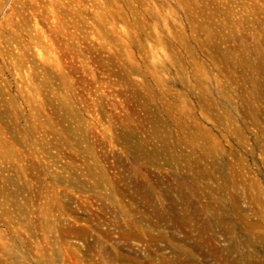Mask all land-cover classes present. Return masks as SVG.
I'll use <instances>...</instances> for the list:
<instances>
[{
	"label": "clouds",
	"instance_id": "9594fccd",
	"mask_svg": "<svg viewBox=\"0 0 264 264\" xmlns=\"http://www.w3.org/2000/svg\"><path fill=\"white\" fill-rule=\"evenodd\" d=\"M70 2L76 7H110L111 12L100 23L115 29L109 19L112 13L119 15L125 5L136 4L137 0H44V6L64 7ZM140 4L152 23L143 15L142 27L125 21L116 31L123 51L116 45L107 47L106 54L117 57L125 80L101 73L103 79L97 81L95 70L85 71L88 82L82 87L79 73L72 71L75 60L67 59L76 57L79 49L75 45L63 46L66 58L58 67L59 60L50 59L56 52L49 46L48 37L44 36V42L39 44L35 39L41 31L38 26L27 44L21 41L23 50L12 44L14 55H5L0 37V111L9 107L14 116L21 113L15 124L9 120L11 131L0 123V264H173V253L195 264H207L191 251L174 248L165 238L167 235L189 244L184 225L177 226L174 219L166 218L162 223L145 219V214L153 211L167 216L165 209L171 211L173 207L175 215L185 223L195 208L199 219L190 225L193 232H198L197 223L209 225L207 233L197 239L202 251L217 249L222 255L237 257L240 264L246 255H264V155L259 154L264 149L257 146L253 150L250 174L238 173L234 167L230 172L224 145L214 141L210 149H205L203 140L194 139L187 131L189 124L199 125L197 112L214 126L212 118L218 108L230 109L237 120L246 111L243 105L251 101L250 94L246 98L244 93L247 85L241 87L242 81L231 68L225 69L222 62L214 61L204 44L210 37H218V43L238 42L236 65L258 61L257 67L264 70V0H140ZM193 8L201 14L207 12L205 20L212 24V28L205 24L208 36L204 42L198 41V46L184 43L188 37L184 25L189 23L188 16L195 14ZM169 20L175 25V34L168 27ZM138 30L146 33V46L140 45L144 55L139 60L131 51V43H139ZM98 34L99 29L92 24L90 30L83 31L82 39L91 44ZM79 35L75 33L72 39L65 36L67 44L71 45ZM101 40V46L107 44L103 37ZM166 40L176 44L168 47ZM5 72L12 74L11 80ZM14 84L19 85L15 95L23 97L15 106L10 91ZM130 85L139 90L131 102L127 94ZM129 107L133 111L137 107L146 110L147 115L140 117V129H128L132 120ZM149 122L153 125L150 135L159 143V147L153 144L150 153L166 155L170 166H178L188 181H207L210 175L214 182L203 188L198 183L191 186L185 193L190 203L164 189L166 201L162 209L154 198L143 203L121 184L131 176L124 170L128 166L121 149L129 150V139L143 146L140 131H146L144 125ZM68 153L72 159L66 158ZM132 155L139 159L134 152ZM192 156L199 169L195 177L186 167ZM112 167L120 176L114 187V177L109 175ZM213 167L218 175L212 174ZM191 171L197 172V167ZM106 185L109 193L105 200L101 194ZM84 192L95 195L115 219L94 226V231L82 228L79 221L89 218V213L80 207L87 202ZM205 196L208 203L202 207ZM122 203L127 205V211ZM205 207L212 208V212L205 213ZM149 226L154 231L145 237L141 230ZM237 245L244 251H239Z\"/></svg>",
	"mask_w": 264,
	"mask_h": 264
},
{
	"label": "rangeland",
	"instance_id": "374dc122",
	"mask_svg": "<svg viewBox=\"0 0 264 264\" xmlns=\"http://www.w3.org/2000/svg\"><path fill=\"white\" fill-rule=\"evenodd\" d=\"M85 3H87V0H85ZM173 7L175 8L176 5H173ZM192 11L195 14H190L188 16L189 23L184 25V30L188 33V37L184 40V43L191 46H198V41L204 42L205 37L208 36V32L205 29V24H207L205 16H208V13L205 12L201 14V12L196 11L195 8H193ZM109 12H111V8L109 7L106 9L104 5H92L88 8H84L76 7L74 3L70 2L69 5L59 7L56 5L44 6V0H39L38 3H33L32 0H3V2L0 3V37L4 40L5 55L15 54L12 44H15L16 47H21V50H23L21 41L23 40V42L27 44L29 42L28 38L32 36V33L37 32L38 26L41 31L37 34L35 39L39 44L44 42V36L48 37L50 41L49 46L53 47L56 52V55L50 57V59L59 60L58 67L64 64L66 58L62 51L63 46L67 45L68 47H72L75 45L79 49V53L76 57H67V59L75 60L76 67H74L72 71L79 73L81 79L78 80V83H80L82 87L88 82L87 77H84L85 71L91 72L95 70L97 81L103 79L101 73L115 80H125L123 69L117 57L112 54H106L107 47L116 45L123 51V46L117 43L119 37L116 35V31L119 30V26L125 23V21L133 25L139 24L142 27L143 21L140 19L142 15L144 16V20H147L149 24L152 23V19L144 15L140 0H137V3L131 6L125 5L124 10L120 12L119 15L115 12L112 13L109 19L110 22L116 26L115 29L107 28L105 24L100 23V19L108 16ZM121 17H124V20H121ZM197 17H199V19H197ZM210 18L209 16V19ZM87 21H91V24L87 23ZM92 24L99 29V34L97 35V39L89 44L86 40L82 39V34L83 31L90 30ZM190 24L192 27L189 26ZM168 27L171 28L175 34V25H173L171 20L168 21ZM207 27L212 28V24H207ZM61 33L64 35H61ZM75 33H80L81 35L76 36V38L72 40L71 45L67 44L65 36H67L68 39H72ZM137 35L139 36V43L132 42L131 51L135 58L139 60V58L144 55V50L140 45L145 44L144 37L146 33L138 30ZM101 37H103V41L107 42L104 46H101ZM77 40L80 41V44H77ZM217 40L218 37H210L209 41L205 42L204 46L207 48V51L212 54V59L214 61L217 63L222 62L225 69L231 68L235 76L242 81L241 87L247 85V87L244 88V93L246 98L247 95L250 94L251 101L243 105L246 111L240 113V120L235 119L231 114V110L226 107L216 109L215 116L212 118L214 120V126L208 124L197 112L196 119L199 120V125L195 122L189 124L187 131L194 139L203 140L205 149H207V146L210 147L211 143L214 141H218L220 144L224 145V151L228 154L229 161L232 164L231 168L234 167L238 173L249 171L250 174L249 164L251 163L250 156L253 150L257 146H259L260 149H264V70L257 67L259 64L258 61L256 64L245 63L244 65H236L237 57L234 53L238 51V42L237 44H233L231 41H228L227 44H225L223 42L218 43ZM165 44L171 47L175 45L176 42L166 40ZM208 44H211V47H209ZM25 55L27 56L28 53L25 52ZM46 55H48V53H46ZM240 59H243V57ZM81 64L90 65L91 67H80ZM141 66L143 67V65ZM49 71L51 70L49 69ZM225 74L228 75V72H225ZM5 75H7L10 80L12 79V74L5 72ZM229 78L232 79V76H229ZM18 87L19 85L14 84L10 89L14 94V106L15 102H22L23 100V97L15 95ZM138 91L139 90L134 86H129L127 93L129 102L136 98ZM121 98L123 99V97ZM193 103H195V101H193ZM125 107H128L127 103ZM24 111L27 112V105H25ZM128 114L132 117V120L127 124L128 129H140L141 124H143L140 117L147 115L146 110L137 107L136 110L133 111V109L129 107ZM20 115L21 113L17 112L14 116L12 108L5 107L0 111V123H3L5 127L11 131L13 129L12 125L9 124V120L12 121V124H15L16 116ZM20 123H24L23 119H21ZM237 124L239 125L238 127ZM203 125H207V127H201ZM152 127L153 125L149 122L144 125V128L147 130L140 131L143 146H140L134 139H129L127 145L129 150L124 151L121 149L128 166L124 170L131 172L130 179L128 181L121 180V184L128 189L131 196H135L137 199L142 200L143 203L147 202L146 199L151 201L154 198L155 201L159 202L160 207L164 209L166 198H164L162 194L163 188L180 184L184 187L183 190L187 192L190 190V187L188 186L187 179L184 177V173L180 171L178 166H170L166 155L149 152V149L152 148L154 143L159 147V143L156 141L155 136L150 135ZM49 135H51V133H49ZM43 150L44 149H42V151ZM133 152L139 159L133 158ZM259 154L264 155V151ZM66 158L72 159L71 154H66ZM111 163L114 164V161ZM171 163L176 164V161H172ZM200 163H203V161L201 160ZM186 167L191 175L195 176L199 174L195 156L188 158ZM194 167H197V172L195 173L191 171ZM230 170L231 169H229V171ZM173 173H175V175H172ZM216 174L218 175V173ZM28 175L31 178L32 173L29 172ZM109 175L114 177L111 181L114 187L115 179H120L119 172L112 167ZM176 176L180 177L179 181H177ZM12 182L15 183V178H13ZM206 183L211 184L214 182L211 181L210 177L207 182H202L201 180L198 182L200 185H205ZM108 193L109 187L106 185L104 192L101 194L105 200L107 199ZM171 193H176L178 195V192L175 191H171ZM115 195L119 196L120 193L116 191ZM82 196L87 197V202L82 203L80 207L89 213L88 219L79 221L82 228L94 231V226H103L104 221L115 219L114 215H108L101 206L100 200L97 199L95 195L84 192ZM216 199H219V197L217 196ZM207 201L208 199L205 196L202 204H205ZM128 202L132 203L131 200ZM122 206L127 211V205H123L122 203ZM133 206L135 207V205ZM165 211L168 210L165 209ZM172 211H175V207L171 209V212ZM145 219H152L154 223H162L164 221L159 219L158 213L154 211L152 214L146 213ZM169 219H174L177 226H185L186 234L190 241L189 244H185L183 241L176 240L175 237L166 235L165 238L170 245L182 248L185 252L191 251L195 253L202 261H206L207 264H223L217 260L221 255L219 251L215 249L202 251V248L195 245L197 236L199 235L198 228L201 227L199 223L196 224L198 226V232H193L190 227L193 222L189 221L185 223L184 220L183 222L175 215ZM137 227H139V225H137ZM141 231L143 235L147 237V233L154 231V229L149 226L147 231L143 229ZM160 231L167 232L166 229H160ZM201 232H203V234L205 233L204 230ZM233 234L235 235V233ZM161 243H163V241H161ZM237 248L239 251H244L239 245H237ZM170 259L173 261V264H195L194 261L189 260L186 256H178L175 253H173ZM256 260L264 261V255H246L243 262L247 264L249 262L253 263Z\"/></svg>",
	"mask_w": 264,
	"mask_h": 264
},
{
	"label": "bare ground",
	"instance_id": "6f19581e",
	"mask_svg": "<svg viewBox=\"0 0 264 264\" xmlns=\"http://www.w3.org/2000/svg\"><path fill=\"white\" fill-rule=\"evenodd\" d=\"M207 149H210V147L209 146H207ZM213 152H215L214 151V149H211ZM204 154L205 155H207L208 154V152L207 151H205L204 152ZM232 167V164L230 163V168L229 169H233V168H231ZM230 170V171H231ZM205 172H207V169H205ZM216 172V170H215V167H213L212 168V174H214ZM216 174V173H215ZM217 175V174H216ZM196 176V175H195ZM194 176V177H195ZM209 177H210V175H209ZM202 182H205V180L204 179H200ZM199 180V181H200ZM188 181V180H187ZM199 181H188V186L189 187H191V186H193L194 184H196V183H198ZM208 181V180H207ZM206 181V182H207ZM200 185V184H199ZM201 186H204V185H200V187ZM217 187H219L218 185H217ZM201 188H203V187H201ZM164 189H167L168 190V192H171V191H175V192H178V198H183V201L182 202H187V203H190V201H188V198H187V196L185 195V193H186V191H184L183 189H184V187L182 186V185H180V184H176V185H173V186H169V187H167L166 186V188H163L162 189V194H163V196H164V198H166V193H165V191H164ZM194 195V197H195V194H193ZM148 196V195H147ZM149 196H150V194H149ZM151 198V197H150ZM147 201V202H146ZM146 201H144V202H146V203H149L150 201H148L147 199H146ZM160 203L162 204V202L160 201ZM187 203H185V210H187ZM208 203V201L207 202H205V204H207ZM205 204H202L201 206L203 207ZM173 209V208H172ZM204 211H205V213H208V214H210L211 212H212V208H208V207H205L204 208ZM166 213H167V216H164V215H161V214H158L159 215V219H162V220H165L166 218L167 219H169V218H171V217H174V215H175V211H165ZM172 213V215H171V213ZM221 215H223V213H221ZM148 216V215H147ZM176 216V215H175ZM150 218V217H149ZM182 221H183V219L181 218V217H179ZM194 219L195 220H198L199 219V214L195 211V208H193V214L191 215V216H188L187 217V222H189V221H191V222H193L194 221ZM184 222V221H183ZM196 227H198L197 225H196ZM208 228H209V225H207V224H205V225H201V227H199L198 229H199V232H198V236H197V239L200 237V238H202V236H203V232H201L202 230H204L205 231V233H207V231H208ZM147 231V230H146ZM233 233H235V231H233ZM242 243H244L243 241H242ZM195 245L197 246V247H200L198 244H197V241H196V243H195ZM174 247H176V246H174ZM201 248V247H200ZM215 250H217V249H215ZM218 251V250H217ZM212 255V254H211ZM217 260L218 261H220L221 263H227V264H240V261H239V259L237 258V257H230V256H227V255H220L218 258H217ZM243 264H244V262H243ZM247 264H264V261L263 260H256L255 262H253V263H251V262H249V263H247Z\"/></svg>",
	"mask_w": 264,
	"mask_h": 264
}]
</instances>
